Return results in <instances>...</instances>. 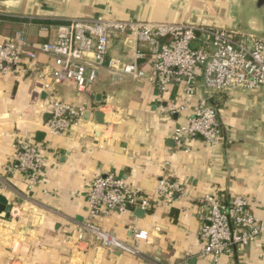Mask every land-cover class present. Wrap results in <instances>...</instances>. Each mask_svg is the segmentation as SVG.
<instances>
[{"label":"crops","instance_id":"0c3cea01","mask_svg":"<svg viewBox=\"0 0 264 264\" xmlns=\"http://www.w3.org/2000/svg\"><path fill=\"white\" fill-rule=\"evenodd\" d=\"M21 0L0 4L15 14L0 24V42L14 30H24L29 43L52 41L56 25L68 17L102 14L117 19L202 24L228 28L240 21L238 32L263 31L253 4L241 0ZM59 3V4H58ZM26 17V18H25ZM32 18V19H27ZM137 66L150 73L153 57L146 43L139 47ZM132 49L122 37L109 36L107 57L129 62ZM35 66L50 75L52 60L38 53ZM28 73L0 75V196L11 204L9 219L0 216V264H264L262 248L248 247L233 257L210 262L199 256L198 236L207 194L244 195L251 211L264 220V88L207 93L199 89L217 113L222 139L208 144L197 138L188 151L176 149L171 134L186 125V111L162 112L182 99L175 84L159 92L148 80H132L101 71L81 93L65 82L60 99L90 112L67 137L47 135L49 97L43 84ZM194 104L195 102L192 101ZM104 115L98 125L93 111ZM84 119V118H83ZM41 138L37 141V134ZM31 137L45 150L46 165L31 191L24 175L9 172L13 142ZM111 172L134 187L152 193L161 177L185 186L167 201L154 202L149 211L136 208L114 214L103 228L130 242L133 229L147 232L139 243L143 257L108 251L70 240L76 223L88 212L86 193L95 173Z\"/></svg>","mask_w":264,"mask_h":264},{"label":"built area","instance_id":"2783aa9c","mask_svg":"<svg viewBox=\"0 0 264 264\" xmlns=\"http://www.w3.org/2000/svg\"><path fill=\"white\" fill-rule=\"evenodd\" d=\"M14 16L0 9V24ZM110 34L122 37L132 49L129 62L107 57ZM142 43L148 45L153 57L149 74L137 66L142 58L139 49ZM38 53L52 60L55 68L50 75L35 66ZM101 71L132 80H148L159 92L170 84L180 86L181 102L162 112L173 114L189 109L186 125L175 128L171 134L174 147L188 151L197 138L208 144L222 139L217 113L204 95L198 97L200 88L207 93L264 88V37L202 24L138 21L95 14L63 19L56 25L55 39L36 47L29 43L24 30H14L0 42V75L28 73L33 79H49L43 84L49 97L46 129L49 137H67L68 131L84 120L83 105L76 107L60 99L58 86L70 82L77 92L83 93ZM12 147L8 171L22 173L31 191L44 171L45 150L27 136L17 137ZM175 193L185 194V186L166 177H161L149 193L114 173H95L86 193L87 215L76 223L75 233L69 238L75 243L91 238L95 245L110 252L143 257L139 243L147 240L146 231L135 227L132 240L125 242L104 229L103 224L114 214L136 208L149 211L154 202L167 201ZM199 205L203 211L198 229L200 257L217 262L222 256L231 258L244 248L263 247L264 220L254 215L246 196L207 194L199 199Z\"/></svg>","mask_w":264,"mask_h":264},{"label":"water","instance_id":"95a60500","mask_svg":"<svg viewBox=\"0 0 264 264\" xmlns=\"http://www.w3.org/2000/svg\"><path fill=\"white\" fill-rule=\"evenodd\" d=\"M7 1H21V0H0V4L5 3ZM246 2H251L253 4L254 11L258 15V17L260 19V24L263 27V31L258 33V36L264 37V0H241L240 3L238 4V9L241 10L242 6ZM228 28L238 31L240 28V21L236 25L228 26ZM247 45H248V47L250 46L249 43H247ZM89 115H90V112L85 111V113L83 114L84 120H87ZM93 118L98 125H104L105 124L104 115L100 111L94 110L93 111ZM37 135H38L37 136V141H38L41 138L42 134L38 133ZM11 206H12L11 204L5 202V199L0 196V216L2 219H4V220L9 219Z\"/></svg>","mask_w":264,"mask_h":264},{"label":"rangeland","instance_id":"374dc122","mask_svg":"<svg viewBox=\"0 0 264 264\" xmlns=\"http://www.w3.org/2000/svg\"><path fill=\"white\" fill-rule=\"evenodd\" d=\"M61 0H58L57 2H60ZM13 3H15V2H11V3H8V2H6V5L8 4V5H12ZM61 3V2H60ZM59 4V3H58ZM99 14V13H98Z\"/></svg>","mask_w":264,"mask_h":264},{"label":"bare ground","instance_id":"6f19581e","mask_svg":"<svg viewBox=\"0 0 264 264\" xmlns=\"http://www.w3.org/2000/svg\"><path fill=\"white\" fill-rule=\"evenodd\" d=\"M8 3H11V1H7Z\"/></svg>","mask_w":264,"mask_h":264}]
</instances>
